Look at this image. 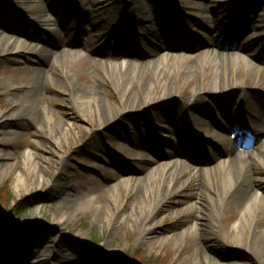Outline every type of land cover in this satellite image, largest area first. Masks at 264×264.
<instances>
[{"label":"rangeland","instance_id":"374dc122","mask_svg":"<svg viewBox=\"0 0 264 264\" xmlns=\"http://www.w3.org/2000/svg\"><path fill=\"white\" fill-rule=\"evenodd\" d=\"M133 1L28 0V3H24L25 0H0V41L2 36H8L11 41L7 49L0 53V152L10 157L28 150L35 152L47 168L44 178L49 182L23 192L16 189L12 174L0 178V264H193L188 207L197 190L196 184L191 182L181 192L166 194L162 202L155 205L152 196L159 193V187L165 180V170L157 173L152 194L146 199L138 196L136 187L130 190L124 174L127 169L140 167V152L145 148L139 150L134 143L138 135L143 136L145 128L151 138L149 146L153 148V140L154 147H159L164 154L168 153L161 137L167 138L180 153L179 157L173 159L182 165L184 163L181 162L185 161L186 169L193 166V162L197 165L216 162L228 146L224 145V141L215 139L211 131L209 133L208 128L201 125V111H195L192 107L197 105L205 109L213 105L212 96L206 94V90L198 94L202 87L199 85L203 84L202 78L189 76L181 70L182 58L190 59L195 54L193 51L177 48L170 51L167 54L170 57L165 59L164 71L151 70L154 64L149 58L151 53L136 54L143 59L129 60L127 67L123 68L118 60L113 59V51L106 54L110 55L107 61L98 54L99 46L104 43L101 36L109 38L107 33L111 34L113 30L118 35L122 34L127 41L136 40L147 48L149 43L146 39L142 40L146 36L145 27L138 23L137 15L131 14ZM140 1L152 6V12L156 11L161 17L162 7L157 11L155 6L160 1L165 5L166 0ZM226 1L173 0L174 13L170 18L173 23L169 28L173 27L172 33L175 31L176 39L171 34L167 41L178 47L181 34L182 42L186 45L216 37L217 33L210 32L212 22L210 19L208 21L214 12L218 18L213 24H220L223 32L226 27L236 29L237 17L244 16L245 19L240 21L245 28L242 35L231 37L219 32L222 34L215 42L218 46H227L223 52H237L250 62L264 67V0H229L228 9L220 10L218 7ZM198 3H204L205 10L200 11ZM39 8L46 10L45 24L37 19ZM148 16L153 22L150 21L148 27L157 29L153 14L149 13ZM109 18H112L115 26L110 24ZM177 18L180 19L176 21ZM181 20L187 23L186 29ZM167 25V22L163 24ZM50 28H55L58 35L49 36ZM18 41L27 42V46L19 50ZM232 42L235 47L239 44L249 49L238 52ZM129 46L122 43L114 48L122 50ZM42 48L52 52L51 70L44 56L38 53ZM108 48L105 47L106 50ZM59 51L60 54L66 53L62 61L57 58ZM99 64L113 68L114 73L108 74ZM133 65H145L141 67L145 71L133 72ZM35 71H45L48 76L41 86V93L51 98L40 105L52 114L50 131H55L56 124L63 121L73 126L61 148L54 144L49 135L42 136L36 124L32 123L36 122V117L31 111L18 112L19 117L32 118L30 124L14 123L17 112L13 102L15 87L24 84L23 77L31 76ZM203 76L207 80V76ZM74 86L95 90L104 99L107 113L97 112L92 105H84L70 97L68 91ZM162 91L168 96L162 97ZM127 95H143L146 99L154 100L140 106L142 108L137 111H122L120 100ZM219 95L223 100L220 103L226 107L241 106L258 121H264L260 117L264 111L259 115L253 111L254 95L251 90L223 91ZM187 103L190 104L187 106ZM110 119L113 120L110 122ZM192 143L196 146H192ZM196 143L204 149L194 152L199 146ZM125 147L131 151L123 154ZM164 161L148 168L156 170ZM257 170L264 173L262 166L258 165ZM106 187L114 188L109 193L113 197L104 195ZM75 188L92 200L98 196L100 203L115 207V217L112 219L102 208L95 209L91 205L83 207L81 204L64 213L62 211L64 215H61L60 201ZM148 208L152 213L145 231L125 228L124 217L129 211ZM61 216H64V223L57 222ZM238 218L232 207L221 222L223 231H220L222 237L218 245L210 246L212 235L204 240L205 254L218 264H258V250L243 245L251 239L249 231H245L241 243H236L233 238V227Z\"/></svg>","mask_w":264,"mask_h":264},{"label":"bare ground","instance_id":"6f19581e","mask_svg":"<svg viewBox=\"0 0 264 264\" xmlns=\"http://www.w3.org/2000/svg\"><path fill=\"white\" fill-rule=\"evenodd\" d=\"M27 1L28 0H25L24 3H28ZM228 2L229 0L221 3L222 5L220 4L221 6L218 8L222 11L227 10V7H229ZM197 7L202 11L205 10L206 5L204 3H198ZM130 10L131 14L137 15L138 23L146 26L144 25V22L150 20L148 14L152 13V6L150 7V5L142 3L140 0H135L133 1ZM45 12V9H38L37 19L42 24H45L47 20ZM245 16L247 19L249 18L248 15ZM217 18L218 14L216 15V12L212 13L211 18H208V21L210 19V22H212V27L209 30L213 34L217 33L216 37H210V39H207L206 41H196V44L190 43L189 46L185 44L181 46L180 49L193 51L195 53L193 56H190V59L187 57L182 58L181 70L189 76L194 75L199 79L202 78L203 84L199 85L202 87L198 90V94L200 95L203 90H206V94L210 97L212 96V103H218L222 100L220 99V92H228L230 90L244 88L251 90L252 95H254V97L252 96V103L256 107V112L261 113L264 111V67L259 66L254 62H250L244 55L237 54V52H223L224 48L227 46H225V44L218 46L215 39L219 38L222 33L223 35H231V37H233L237 33L241 34L243 29L237 26L234 35L232 29H230L229 32L227 27L223 32L220 29V24H213L216 23ZM244 19L245 17L243 16V20ZM108 21L112 26H115V22L112 18H109ZM50 29L51 30L48 32L49 36L54 37L55 35H58L59 32L56 31L55 28ZM155 32V30L149 28L147 29L146 34L148 36L158 35V31L154 34ZM219 32L222 33L219 34ZM117 34L118 33H115L113 30L111 34L107 33L109 38L105 35L101 36L104 44L99 53H104L105 47L110 46V43L114 45L118 44ZM1 39L0 53H3L11 44V41L8 36H2ZM17 46L19 50H23L27 46V42L18 41ZM232 46L235 47L233 42ZM235 48L238 52H246V50L249 49L247 46H240L239 44H237ZM38 53L39 55L44 56L43 59L51 70L53 62H50V55H52V52L46 48H42ZM164 55L165 54L159 55L156 60H154L151 69L152 71L156 69L164 71L165 59L170 57L167 55L165 58ZM57 58L59 61L64 60L65 53L60 54L59 51ZM133 58L135 57H130V60H133ZM192 58H194L193 61ZM99 65L102 68L104 67L108 74L114 73L113 68H110L107 65ZM132 67L134 68L132 71L136 73H139L138 71L141 70L145 71L141 69V67H145V65H133ZM136 67H138L137 70H135ZM203 75L207 76V80H205ZM47 77L45 71H35L31 76L23 77L22 83L24 84H19L15 87L14 93L16 95L14 96L13 102L16 106L15 109L17 112H15L13 120H15V124L20 125L24 122L27 126L33 121V119L22 115L19 117L18 112L24 110L31 111L36 117V122L33 121L32 123L36 124L42 136L44 135L46 137L49 135L54 144L58 148H61L63 140L68 139L67 136L73 129V126L71 123L63 121L56 124L55 131H50L51 122L53 120L51 116L52 114L48 109L40 105L43 101L51 98V96H43V93H41V86L43 82L47 80ZM16 90L18 91L16 92ZM68 95L70 97L73 96V98H76L78 102H81L84 105H92L94 108H97V112L107 113V110L104 107L106 106L104 99L98 96V93L91 88L85 89L74 86L68 91ZM160 95H162V97L168 96L163 91L160 92ZM156 96L157 95H155L154 98ZM153 100V98L146 99L143 95H127V97L121 98L120 108L122 111H137L142 108L140 106L150 104ZM189 104L190 103H187V106ZM192 107L195 111H201L200 116L204 115L203 117L209 118L210 114L208 115V108L201 109L197 105H193ZM225 117L230 119V116H228L227 113H225ZM112 120L113 119H110L109 121L111 122ZM201 122V125L207 126L208 129H211L206 120ZM263 135L264 133H256L253 138V144L248 146V143H244L242 146L243 150H238L236 146L229 147L225 151L226 155L223 159L212 165L210 164L208 167L207 165L204 167H197L195 165L188 169H186L185 164H178L176 160H169L164 162V164H159L156 170L148 168L151 165L158 164L160 159L157 158V155L159 154H157L156 149L151 148L149 145H145L143 149L145 148L144 151L147 152L143 151L140 155L139 170H132L135 174H141V178L140 176L135 178H125L126 183L129 184L130 190H133L136 187V193L138 196L142 199H146L148 195L152 194L157 173L161 169H163V171L165 170V180L159 187V193L152 196L155 205L162 202L166 194L170 192H181L191 182L196 184L197 190H195L194 198L193 200H190L188 207V213L191 216V224L189 227L191 241L189 242L193 247V264H218L214 258L205 254L204 246L206 245H204V240H206L207 236L211 237L210 235H212L210 246L214 247L216 244L218 245L220 238L222 237L220 231H223L221 222L226 212L232 207L239 215V218L233 227V238L235 242L241 243L243 234L248 230L251 239L248 242H244L243 245L248 246L249 249L258 250L257 263L264 264V186L262 184L264 183V173H260V171L257 170L259 165L262 166V170L264 171V140L263 143H260ZM130 151V148L125 147L122 152L123 154H126ZM162 156L163 159L166 158L165 155L162 154ZM62 157L63 155L60 156V158ZM170 157L171 155L168 158ZM40 161L41 160L37 154L31 150L23 153H15L14 155H11V157L10 155L5 154V152H0V178H5L9 174H12L13 183L16 189L23 192L45 186L49 184L44 178V173L47 171V168L43 165L44 162ZM106 188L107 189L103 191L104 195L113 197L109 193L112 192L114 188ZM99 198L100 197L97 196L95 200H92L87 195H84L83 191L75 188L71 193L68 192V194H66L60 201L59 212L60 214L62 211L64 213L67 209L79 204L83 205V207L91 205L95 206V209L102 208V210L108 212L113 219L117 212L115 207L111 208L108 203H100L101 199ZM113 202L116 204L114 198ZM151 213V208L142 211L132 209L124 217L125 228H135L142 232L143 230L145 231V228H147L149 220L151 219ZM57 222L64 223V216L57 219Z\"/></svg>","mask_w":264,"mask_h":264},{"label":"trees","instance_id":"16d2710c","mask_svg":"<svg viewBox=\"0 0 264 264\" xmlns=\"http://www.w3.org/2000/svg\"><path fill=\"white\" fill-rule=\"evenodd\" d=\"M2 229V228H1Z\"/></svg>","mask_w":264,"mask_h":264},{"label":"water","instance_id":"95a60500","mask_svg":"<svg viewBox=\"0 0 264 264\" xmlns=\"http://www.w3.org/2000/svg\"><path fill=\"white\" fill-rule=\"evenodd\" d=\"M138 264V263H137Z\"/></svg>","mask_w":264,"mask_h":264}]
</instances>
